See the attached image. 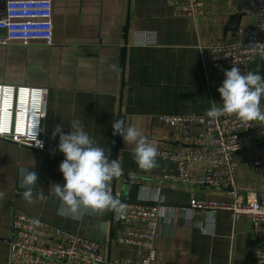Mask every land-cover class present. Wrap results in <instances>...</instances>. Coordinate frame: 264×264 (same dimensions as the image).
Segmentation results:
<instances>
[{
    "label": "crops",
    "instance_id": "0c3cea01",
    "mask_svg": "<svg viewBox=\"0 0 264 264\" xmlns=\"http://www.w3.org/2000/svg\"><path fill=\"white\" fill-rule=\"evenodd\" d=\"M51 1L50 44H0V84L36 86L46 93L43 150L0 138V191L6 193L0 201V264H8L7 239L14 212L39 218L51 233L60 227L95 240L108 259H138L135 247L117 241L125 226L114 212L88 211L78 219L59 213L60 201L48 195V189L50 184L65 183L59 171L65 157L57 148L59 135L53 138L52 132L61 125L68 133L72 121H81L109 158L120 162L122 175L110 186L122 198L140 195V187L127 182L139 177L146 186L159 188L164 201L172 206L188 204L193 197L233 202L228 189L163 181V174L175 173L176 166L159 154L155 168H139L133 158L135 145L113 136L112 122L124 119L157 149L164 145L179 148L182 130L160 117H207L213 102L221 106L217 89L231 67H214L210 47L230 41L241 26L255 25L252 11L258 0H202L204 7L196 17L175 14L169 0ZM6 2L0 0V17ZM236 22L237 28L226 30ZM240 71H258L264 76V59ZM189 129L194 132L201 125L191 124ZM263 157L264 136L255 131L253 140L235 157V188L242 197L249 192L264 193V172L252 168ZM206 168L203 162L194 163L191 174L199 176ZM24 170L38 173L31 204L22 198ZM41 190L47 199L35 198ZM209 216L196 209L186 217L170 213L155 239L152 264H257L258 241L250 231V219L243 216L234 221L230 210L220 209L213 215L212 227L207 224L208 230L203 231L200 224L209 221Z\"/></svg>",
    "mask_w": 264,
    "mask_h": 264
},
{
    "label": "built area",
    "instance_id": "2783aa9c",
    "mask_svg": "<svg viewBox=\"0 0 264 264\" xmlns=\"http://www.w3.org/2000/svg\"><path fill=\"white\" fill-rule=\"evenodd\" d=\"M174 13L196 17L203 9L202 0H169ZM253 15L256 23L237 28L228 42L210 47V62L216 68L246 67L261 59L264 53V0H258ZM53 4L51 0H7L5 13L0 17V44L32 42L50 44L53 39ZM45 89L36 86L0 84V138L18 145L43 150V111ZM264 104V101H262ZM162 122L182 130L183 142L180 147H158V154L176 166L175 173L166 172L162 180L170 183L199 185L228 189L233 202H222L193 197L188 204L172 206L167 204L157 187H149L139 177L127 179L138 185L140 195L122 198L110 186L113 196L127 205L126 214L114 217L125 228L120 229L117 241L135 247L138 259L106 258L101 245L79 233L56 228L49 232L39 218L14 212L11 231L7 239L8 264H152L155 258V239L162 223L169 221V214L178 212L187 216L193 211L203 210L211 214L212 220L202 222L213 224L214 214L220 210H230L234 221L248 217L251 233L258 241L257 264H264V193H246V198L236 191L235 180L238 170L236 154L245 144L253 140L255 131L264 136V122L254 121L249 126L235 115L211 119L198 115H163ZM201 125V129L191 132L189 125ZM238 146V147H237ZM207 165L199 176H193L194 163ZM256 172H264V157L252 163ZM38 220L39 224L33 221Z\"/></svg>",
    "mask_w": 264,
    "mask_h": 264
},
{
    "label": "clouds",
    "instance_id": "9594fccd",
    "mask_svg": "<svg viewBox=\"0 0 264 264\" xmlns=\"http://www.w3.org/2000/svg\"><path fill=\"white\" fill-rule=\"evenodd\" d=\"M261 58L264 59V53ZM217 91L222 104L217 106L213 102L206 111L207 117L215 120L221 116L235 115L248 127L254 121L264 122V76L258 71L242 73L233 64L230 70L224 72V80ZM69 127L68 133L63 132L61 125H57L52 132L53 138L59 135L57 148L65 157L59 165L65 183L50 184L48 189V195L60 201L59 213L73 219H78L88 211L101 214L112 211L120 216L125 215L127 205L110 191L113 179L122 175L120 162L109 158L105 149L98 146L85 131L81 121L74 120ZM112 129L113 136L119 135L124 142L135 145L133 158L139 168L147 171L157 166V148L135 126L127 125L124 119H119L112 122ZM37 184V171L24 170L21 173L20 187L24 189L22 198L29 204L34 201L33 189ZM5 196L6 193L0 191V201ZM35 198L44 200L47 196L41 190L35 193ZM207 219L211 221L212 217ZM33 223L38 225L39 221ZM211 227L210 224L209 229Z\"/></svg>",
    "mask_w": 264,
    "mask_h": 264
},
{
    "label": "water",
    "instance_id": "95a60500",
    "mask_svg": "<svg viewBox=\"0 0 264 264\" xmlns=\"http://www.w3.org/2000/svg\"><path fill=\"white\" fill-rule=\"evenodd\" d=\"M238 27V22L235 23V25H229L226 30L237 28Z\"/></svg>",
    "mask_w": 264,
    "mask_h": 264
},
{
    "label": "snow or ice",
    "instance_id": "6c2138e0",
    "mask_svg": "<svg viewBox=\"0 0 264 264\" xmlns=\"http://www.w3.org/2000/svg\"><path fill=\"white\" fill-rule=\"evenodd\" d=\"M0 131H3V128H0Z\"/></svg>",
    "mask_w": 264,
    "mask_h": 264
}]
</instances>
